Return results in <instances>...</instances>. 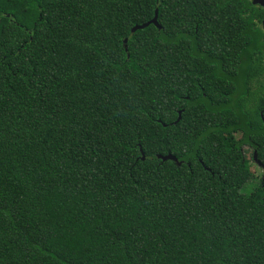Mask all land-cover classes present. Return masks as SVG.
Here are the masks:
<instances>
[{
  "label": "trees",
  "instance_id": "1",
  "mask_svg": "<svg viewBox=\"0 0 264 264\" xmlns=\"http://www.w3.org/2000/svg\"><path fill=\"white\" fill-rule=\"evenodd\" d=\"M235 1L0 0V264H264V30Z\"/></svg>",
  "mask_w": 264,
  "mask_h": 264
},
{
  "label": "water",
  "instance_id": "2",
  "mask_svg": "<svg viewBox=\"0 0 264 264\" xmlns=\"http://www.w3.org/2000/svg\"><path fill=\"white\" fill-rule=\"evenodd\" d=\"M253 3H257V4H260L262 6H264V0H253ZM157 14H158V11L156 10L155 11V15H154V18L152 20H150L149 22L145 23V24H142L140 26H134L132 29H131V33H134L136 32L137 30H142V29H145L146 27H148L149 25H153L155 26L156 28L160 29V26L158 25V22H157ZM263 29H264V21H263ZM124 47H125V50L127 51L126 49V44H127V39L124 40ZM180 116H181V112L178 113V119H177V122L180 120ZM254 160L255 162L260 166L262 167V165L256 160V153H254ZM142 159L144 160V157L142 156ZM157 159L165 162V161H172L174 163H176L177 165H180L177 161V159L172 156V155H166V156H160L158 155L157 156ZM262 170L264 172V169L262 167Z\"/></svg>",
  "mask_w": 264,
  "mask_h": 264
},
{
  "label": "rangeland",
  "instance_id": "3",
  "mask_svg": "<svg viewBox=\"0 0 264 264\" xmlns=\"http://www.w3.org/2000/svg\"><path fill=\"white\" fill-rule=\"evenodd\" d=\"M243 152H244V155L246 157V159L248 160L249 162V165H250V171L251 173L253 174L254 178L253 181L247 183L243 189L241 190V193L242 194H248L250 193L251 191H253V189L255 188V186L257 185L256 182L259 181L262 173H263V170L261 167H259L252 159H251V156H252V151L246 147L243 148ZM237 205H239V202L237 203Z\"/></svg>",
  "mask_w": 264,
  "mask_h": 264
},
{
  "label": "flooded vegetation",
  "instance_id": "4",
  "mask_svg": "<svg viewBox=\"0 0 264 264\" xmlns=\"http://www.w3.org/2000/svg\"><path fill=\"white\" fill-rule=\"evenodd\" d=\"M235 3H236V5L234 6L235 11H239L243 13H247L249 11H255L258 14H260L261 22L259 23V26L263 28L264 6L257 3L256 4L253 3V0H236Z\"/></svg>",
  "mask_w": 264,
  "mask_h": 264
}]
</instances>
